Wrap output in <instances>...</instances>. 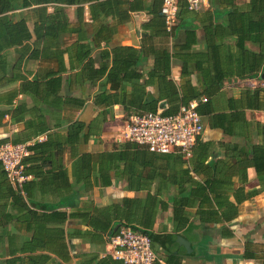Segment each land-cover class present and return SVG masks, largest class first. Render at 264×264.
Wrapping results in <instances>:
<instances>
[{
	"label": "crops",
	"instance_id": "obj_1",
	"mask_svg": "<svg viewBox=\"0 0 264 264\" xmlns=\"http://www.w3.org/2000/svg\"><path fill=\"white\" fill-rule=\"evenodd\" d=\"M221 9L205 0L199 9L177 15L172 36L158 33L146 38L161 28L155 26L158 21L148 9H119L113 0V37L92 50L93 65L100 66L105 48L129 46L143 51L127 60L130 77L113 88V94L124 90L128 99L136 96L137 100L126 102L125 107L113 104L105 121L99 120L101 109L92 102L99 80L92 84L85 78L75 79V71L62 73L59 94L82 97L83 105L63 109L58 129L53 128L57 120L46 109L41 110V119L50 128L47 132H60L50 137L55 143L66 141L71 122L79 120L85 128L74 143L36 153L28 162L32 199L76 214L62 223H48L63 229L70 260L63 262L45 251L51 258L75 264L80 254L104 256L108 231L126 224L146 232L156 254L175 264H264V103L246 97L248 91L264 86L263 65L246 69L245 53L231 37ZM68 12L74 20V7ZM84 20L90 22L86 9ZM28 25L32 27V22ZM73 37H66L61 46L69 45ZM247 46L259 48L250 42ZM162 49H168L169 55L161 54ZM5 54L12 66L16 49L9 48ZM63 57L67 63L68 54ZM22 67L32 80L39 62L29 60ZM20 82L0 85V98L9 99ZM189 94L207 98L200 103L204 130L190 158L178 152H152L141 144L126 146L128 140L119 139L125 120L149 100L147 95L157 100V111L163 112L180 106L182 95ZM13 100V106L24 105L23 120L12 122L10 113L5 115L0 138L45 141L48 133L35 136L25 129L38 125L40 117L31 96L18 94ZM4 108L14 107L0 103V109ZM86 127L92 134L84 135ZM90 218L108 224L107 229H94L87 223ZM3 240L2 260L7 258Z\"/></svg>",
	"mask_w": 264,
	"mask_h": 264
},
{
	"label": "trees",
	"instance_id": "obj_2",
	"mask_svg": "<svg viewBox=\"0 0 264 264\" xmlns=\"http://www.w3.org/2000/svg\"><path fill=\"white\" fill-rule=\"evenodd\" d=\"M161 2L162 0H149L148 2L146 0H114V4L119 9L127 11H137V9H145V7L148 9L154 21H158L155 26L159 25L161 28L157 30L159 32L152 33L146 38L158 33L166 36L173 35L175 26L171 31H167L165 28L160 12ZM209 4L211 7L222 8L221 10L226 14L231 37L235 39L239 49L245 53L243 64L246 69L251 71L255 68L257 70L259 64L262 63L261 79H264V0H209ZM49 7L52 8L51 11H49ZM70 7H74V20L70 18L68 12ZM85 9L89 23L84 20ZM186 9L185 2L180 1L177 15ZM222 11H219L221 16L224 14ZM220 14L218 15L220 16ZM30 21L32 27L28 25ZM70 35L74 36L71 43L62 47L64 39ZM112 37L113 0H0V85L21 81L18 91L12 92L9 99L4 101L0 98V103L14 107L12 110L0 109V125L2 119L9 113L12 122L23 120L24 109H21L24 105L13 106V99L18 94H28L39 109L40 117H38V125L29 124L25 129H31L35 136L48 133L45 141L29 144V153L22 159L25 174H31L28 162L35 158L34 154L61 150L63 144L74 143L85 128L81 121L75 120L67 126L66 141L55 143L51 141L50 137L53 133L59 136L60 132H47L50 128H47L48 126H45L41 119V110L46 109V112L51 113L57 120V124L53 128L58 129L61 119H63L61 116L63 109L67 107L79 108L83 105L82 97L59 94L62 73L75 71V79L85 78L92 84L99 80L98 90L92 95V102L101 109L99 114L101 121L107 119L113 104L120 103L125 107L126 102L133 104L137 100L136 96L131 100L128 99L124 90L121 94H113V88L116 89L124 79L130 77L126 73L129 66L127 60L136 57L143 50L139 51L129 46L105 48L101 53L100 66L95 68L92 63L90 57L92 50L100 46L102 42L107 45ZM249 42L255 43L259 47L258 50L249 48L247 46ZM9 48L16 49L17 54L12 66L5 54ZM161 52L165 56L169 55L168 49H162ZM64 53L68 54L67 63L63 57ZM29 60L39 62V68L32 80L27 79L28 73L24 72V67H22V64ZM120 73L124 74L120 76ZM247 94L248 101H255L257 104L264 103V86L256 88L252 92L248 91ZM147 97L149 100L140 104V109L134 111L133 114L157 111L155 106L157 100L149 95ZM192 99H196L197 111L202 113L200 103L207 98L201 97L200 94L182 95L181 105L187 104ZM180 106L164 110L162 113L174 114ZM50 108H52L51 112ZM89 134H92V131L90 127H86L84 135ZM6 141L10 140L0 138V145ZM27 141L11 140L13 143ZM197 144L198 141L189 157L180 154L185 158H190ZM125 145L136 146L139 143L127 141ZM27 185L28 182L25 180L21 189L14 187L9 182L0 163V241L4 239L7 250V258L0 259V264H63L51 258L45 251L53 252L63 262L69 261L63 229L59 226L50 227L48 223H62L67 217L76 214H66L59 208L56 209V206L35 202ZM95 210L99 211V209ZM89 214L90 212H84V215ZM98 222L100 219L95 221L90 218L87 221L88 225L94 229L100 228V231H105L108 224L100 225ZM119 227L115 231L113 229L108 231L107 240L117 232ZM29 232L31 234L28 237L19 238L21 234ZM18 252L24 254H17ZM166 262L175 264L172 259H167ZM75 264H122V262L112 259L109 254L100 256L95 253H84L79 255V260Z\"/></svg>",
	"mask_w": 264,
	"mask_h": 264
},
{
	"label": "built area",
	"instance_id": "obj_3",
	"mask_svg": "<svg viewBox=\"0 0 264 264\" xmlns=\"http://www.w3.org/2000/svg\"><path fill=\"white\" fill-rule=\"evenodd\" d=\"M184 1L187 9H199L205 0H162L160 12L167 31L176 23L179 2ZM204 130L201 115L197 111V101L181 105L174 114L146 112L132 114L124 122L119 139L139 143L152 152H178L189 157ZM30 142L13 143L6 141L0 145V163L9 180L16 188L30 176L24 173L22 159L28 155ZM112 259L122 264H168L152 248L150 237L130 225H122L107 240Z\"/></svg>",
	"mask_w": 264,
	"mask_h": 264
},
{
	"label": "water",
	"instance_id": "obj_4",
	"mask_svg": "<svg viewBox=\"0 0 264 264\" xmlns=\"http://www.w3.org/2000/svg\"><path fill=\"white\" fill-rule=\"evenodd\" d=\"M263 74H264V72H263Z\"/></svg>",
	"mask_w": 264,
	"mask_h": 264
}]
</instances>
